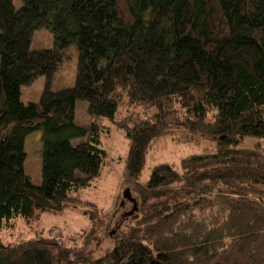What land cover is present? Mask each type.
<instances>
[{
	"label": "trees",
	"instance_id": "1",
	"mask_svg": "<svg viewBox=\"0 0 264 264\" xmlns=\"http://www.w3.org/2000/svg\"><path fill=\"white\" fill-rule=\"evenodd\" d=\"M21 1L0 0V231L69 207L92 226L82 246L59 235L0 240V264H264V0ZM42 29L53 46L32 50ZM71 60L74 85L54 89ZM41 77L40 101L23 103L22 86ZM104 122L129 141L134 208L95 257L87 247L117 209L80 192L112 164ZM180 130L215 144L142 182L155 143ZM37 131L41 185L25 170Z\"/></svg>",
	"mask_w": 264,
	"mask_h": 264
},
{
	"label": "rangeland",
	"instance_id": "2",
	"mask_svg": "<svg viewBox=\"0 0 264 264\" xmlns=\"http://www.w3.org/2000/svg\"><path fill=\"white\" fill-rule=\"evenodd\" d=\"M17 8L22 6L21 0H15ZM53 46V36L50 30L42 29L37 31L31 46L32 50L49 49ZM75 82L74 62L71 60L56 75L53 87L59 89L72 87ZM45 79L41 77L34 84L22 86L21 100L23 103H38L44 91ZM87 104L78 102L77 121L88 126L90 117L87 113ZM108 132L103 135V147L109 152L112 164L105 170L103 179L94 185L80 192L83 199L98 205L105 212L116 213L108 219L106 231L97 235L88 245V253L96 257L111 249L114 245L115 231L118 225L123 223L125 214L134 208V202L125 200L122 204L125 191L127 189L125 180L126 158L129 149V141L124 133L117 130L113 125L104 122ZM181 131V130H180ZM178 132V131H177ZM184 133H171L158 140L146 158V165L141 176V181L149 179L152 170L160 163H170L179 165L181 159L191 154L201 153L204 149L215 144L212 139H200L199 143L188 142L183 139ZM248 146L253 145V141L247 142ZM25 170L31 176L35 185L42 183V158L43 144L42 132L37 131L30 135L25 143ZM133 198L137 195L132 192ZM125 223V222H124ZM92 223L84 215L81 208L69 207L63 211L45 212L40 219L26 223L22 218L13 221V227L0 231V240L4 243L19 244L24 241L35 239L38 236L59 235L65 239H70L71 243L82 246L90 233Z\"/></svg>",
	"mask_w": 264,
	"mask_h": 264
},
{
	"label": "water",
	"instance_id": "3",
	"mask_svg": "<svg viewBox=\"0 0 264 264\" xmlns=\"http://www.w3.org/2000/svg\"><path fill=\"white\" fill-rule=\"evenodd\" d=\"M126 199H129V200H131V196L129 195V194H125V197H124V202H125V200ZM124 202H123V204H124Z\"/></svg>",
	"mask_w": 264,
	"mask_h": 264
}]
</instances>
